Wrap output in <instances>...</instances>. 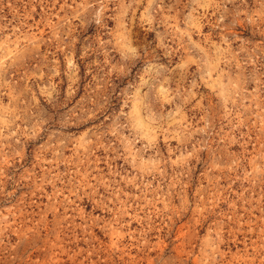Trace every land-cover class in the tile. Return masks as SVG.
<instances>
[{
	"label": "rangeland",
	"instance_id": "rangeland-1",
	"mask_svg": "<svg viewBox=\"0 0 264 264\" xmlns=\"http://www.w3.org/2000/svg\"><path fill=\"white\" fill-rule=\"evenodd\" d=\"M0 264H264V0H0Z\"/></svg>",
	"mask_w": 264,
	"mask_h": 264
}]
</instances>
